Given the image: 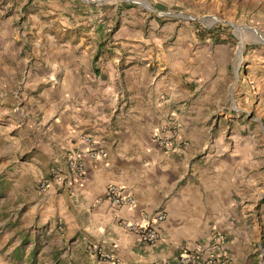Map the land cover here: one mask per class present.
<instances>
[{
	"label": "crops",
	"instance_id": "1",
	"mask_svg": "<svg viewBox=\"0 0 264 264\" xmlns=\"http://www.w3.org/2000/svg\"><path fill=\"white\" fill-rule=\"evenodd\" d=\"M245 1L232 5L260 9ZM61 10L57 0H0V264H179L198 247L211 255L215 234L228 264H254L258 239L248 234L264 225V17L247 12L259 43L236 69L228 42L194 33L188 42L179 31L162 49L163 35L131 28L133 12L112 35L76 37ZM165 24L172 36L176 23ZM171 120L173 149L164 150L154 136ZM84 136L103 160L88 157ZM70 156L84 174L39 192ZM111 185L134 206L113 205ZM124 223L154 227L157 241L141 242ZM96 246L111 260L91 254Z\"/></svg>",
	"mask_w": 264,
	"mask_h": 264
},
{
	"label": "rangeland",
	"instance_id": "2",
	"mask_svg": "<svg viewBox=\"0 0 264 264\" xmlns=\"http://www.w3.org/2000/svg\"><path fill=\"white\" fill-rule=\"evenodd\" d=\"M8 1L12 3L14 0ZM57 1L59 7L62 9L60 17L66 18L69 16L73 20L72 31L76 37L80 34L97 32L108 36L112 35L119 27L126 23L124 19L133 12L136 16L132 18V24L134 25L131 28L144 35L147 33H152L156 36L159 34L163 35L162 49H167L173 44L179 43L177 38L179 31L187 34L188 42L192 38V33H194V38L198 42H203L209 38L214 43L222 44L228 42L235 53L236 69L237 62H243L245 49L252 44L259 43L256 39L257 35L253 33V30L245 28L249 27L245 23L250 20L249 17L251 15V13L247 15V12H259L264 17V0L245 1L255 2L254 5L256 2H261L260 9L255 10L252 8H234L232 5L242 4L244 0H217L218 3L211 2V0H161L164 1V5L159 8H154L151 3V1L154 2L156 0ZM26 2L28 6L32 0H26ZM66 2H68V6H66ZM40 7L37 8L41 9L42 7ZM45 9L43 8L44 12ZM165 23H168L167 26L176 23V26L172 29V36L167 35L170 31L166 27L164 28L166 26ZM260 28L262 31L257 34L261 37L263 43L264 22ZM261 228L263 230L258 233V237L255 236L252 228L248 234L249 237L251 235V240L258 239L260 243L259 248H257L258 242L251 241L252 255L250 259H253L254 264H258L259 261H261V264H264V225H261ZM243 242L246 244L244 240ZM244 251L246 252V249ZM241 258L239 257L236 264H247L243 263Z\"/></svg>",
	"mask_w": 264,
	"mask_h": 264
},
{
	"label": "built area",
	"instance_id": "3",
	"mask_svg": "<svg viewBox=\"0 0 264 264\" xmlns=\"http://www.w3.org/2000/svg\"><path fill=\"white\" fill-rule=\"evenodd\" d=\"M175 122L173 120L166 122L162 125L161 129L155 134L154 141L158 147L164 150L173 149V140L169 135L173 130ZM82 142L87 146V155L92 161L103 160L106 156L103 149L97 147L95 139L91 136H84L81 138ZM84 174V165L79 158L70 156L66 162V169L55 168L51 171L49 179L42 180L38 185L39 192H45L50 183L55 184L57 187H62L70 175L82 176ZM108 200L115 206L132 207L135 204L133 197L124 195L121 190L111 185L108 188ZM165 215L160 214L156 221L160 222L164 219ZM123 228L126 231L134 233L141 242L153 244L158 239V233L154 227L141 226L135 223H124ZM224 237L221 234L213 236V244L211 246V255L201 257L204 253L202 247L195 249L193 254L181 255L178 258L179 264H228L230 259L223 249ZM101 261L111 260V256L105 253L100 247H92L89 249Z\"/></svg>",
	"mask_w": 264,
	"mask_h": 264
},
{
	"label": "water",
	"instance_id": "4",
	"mask_svg": "<svg viewBox=\"0 0 264 264\" xmlns=\"http://www.w3.org/2000/svg\"><path fill=\"white\" fill-rule=\"evenodd\" d=\"M246 28V27H245ZM246 29H248V28H246Z\"/></svg>",
	"mask_w": 264,
	"mask_h": 264
}]
</instances>
